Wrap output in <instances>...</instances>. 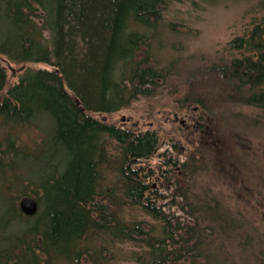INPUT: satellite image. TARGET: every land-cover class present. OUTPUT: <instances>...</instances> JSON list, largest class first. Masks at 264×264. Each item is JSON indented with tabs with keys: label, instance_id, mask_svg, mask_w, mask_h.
<instances>
[{
	"label": "trees",
	"instance_id": "trees-1",
	"mask_svg": "<svg viewBox=\"0 0 264 264\" xmlns=\"http://www.w3.org/2000/svg\"><path fill=\"white\" fill-rule=\"evenodd\" d=\"M166 6L0 0V57L45 66L26 69L9 85L0 65V264H110L108 250L117 244L138 249L135 264H264V239L217 200L179 196L189 208L180 215L156 208L161 197L150 192L153 175L141 165L157 151L155 132L93 118L171 93L168 67L175 62L160 66L155 57L169 45L162 39ZM260 6L261 17L227 44L232 57L196 71L209 88L186 81L182 107L193 104L217 123L221 107L264 111V0ZM27 131L34 139L24 140ZM110 142L117 156L107 152ZM211 148L184 171L193 175L205 158L212 162ZM24 196L37 202L36 215L19 211ZM126 211L142 212L157 227L126 220Z\"/></svg>",
	"mask_w": 264,
	"mask_h": 264
},
{
	"label": "rangeland",
	"instance_id": "rangeland-1",
	"mask_svg": "<svg viewBox=\"0 0 264 264\" xmlns=\"http://www.w3.org/2000/svg\"><path fill=\"white\" fill-rule=\"evenodd\" d=\"M166 1L162 21L166 33L162 39L167 40L169 45L156 52L155 57L160 66L175 62L173 67H168L171 76L167 87L171 93L141 98L119 112L93 115V118L134 133H156L158 150L141 165L154 173V181L149 182L152 186L150 192L166 198H157V208L180 215L183 212L181 208L185 207L184 211L189 208L186 207L188 201L179 196L190 198L188 203H191L192 195L198 198L207 196L243 218L264 239V111L221 107L217 111V123L214 119L208 120L210 117L205 113L203 115L195 105L182 107L178 103V100L188 95L185 93L186 81H192L193 88H209L210 80L199 78V75H195L196 71L207 67L209 63L232 57L233 54L226 48L227 44L243 35L252 21L261 17L263 10L260 3L263 0ZM169 25L173 26V32L168 30ZM174 45L175 48H171ZM0 65L9 85L16 84L26 69L45 67L43 64L16 65L4 57H0ZM214 104H206V107L212 108ZM195 108L198 109L197 116H202L204 120V128L195 129L193 125L186 130L174 117L176 114L180 117L191 115ZM23 135L25 141H30L36 134L27 131ZM225 137L230 143H224ZM210 147L211 152L206 151V154L212 156V162L205 158L203 169L193 175L184 171L190 168L187 165L195 155L197 157L198 151L205 155L204 151ZM107 150L110 155L117 156L115 144L110 142ZM217 156L224 158L223 164L218 162ZM168 160H175L179 167L171 170L172 165L167 163ZM162 172L165 177H161ZM177 181V187L182 190L179 195L175 194ZM125 216L128 221L137 220L155 227L158 224L139 211H126ZM16 228L19 227L16 225ZM14 230L15 226L6 231L10 233ZM5 247L0 244V249ZM136 251L138 249L130 244L110 247L108 254L114 256L110 264H135L131 254Z\"/></svg>",
	"mask_w": 264,
	"mask_h": 264
},
{
	"label": "flooded vegetation",
	"instance_id": "flooded-vegetation-1",
	"mask_svg": "<svg viewBox=\"0 0 264 264\" xmlns=\"http://www.w3.org/2000/svg\"><path fill=\"white\" fill-rule=\"evenodd\" d=\"M197 113H198V109L195 108V109L193 110V112H192L191 115L186 114V115L180 117V116H178V115L176 114V116L174 117V119L177 120V121L179 122V124L182 125V127H184L186 130H189L190 127H192L193 125L196 126V127H194L195 129H196V128H200V129H202V128H204V126H202L204 120L202 119V116H197ZM179 117H180L181 119H179ZM158 147H159V141H158ZM173 148L176 149V146L173 145ZM157 150H158V148H157ZM107 152H108V150H107ZM156 152H157V151H156ZM167 163H170V165H172L171 170H174V169H176V168L179 167V164H177V163L175 162V160H174V161L168 160ZM167 163H166V164H167ZM183 165L185 166L186 164H183ZM151 172H152V175H153V179H152V180L154 181V173H153L152 170H151ZM163 174H164V175H163ZM184 175H185V174H184ZM161 177H165V173L162 172ZM155 179L159 180V178H155ZM151 183H152V182H151ZM176 184H177V182H176ZM170 185H172V184H170ZM150 188H152L151 185H150ZM156 208H157V207H156Z\"/></svg>",
	"mask_w": 264,
	"mask_h": 264
},
{
	"label": "water",
	"instance_id": "water-1",
	"mask_svg": "<svg viewBox=\"0 0 264 264\" xmlns=\"http://www.w3.org/2000/svg\"><path fill=\"white\" fill-rule=\"evenodd\" d=\"M74 102L76 105H78V102L76 99H74ZM18 208L21 214L26 217H32L36 215V213L38 212L37 202L35 201V199L28 197V196H24L20 198L18 202Z\"/></svg>",
	"mask_w": 264,
	"mask_h": 264
}]
</instances>
